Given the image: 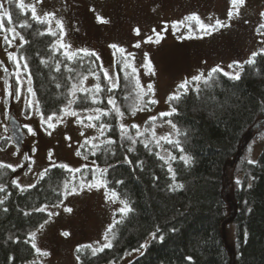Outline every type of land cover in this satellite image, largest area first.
<instances>
[{"label": "trees", "instance_id": "trees-1", "mask_svg": "<svg viewBox=\"0 0 264 264\" xmlns=\"http://www.w3.org/2000/svg\"><path fill=\"white\" fill-rule=\"evenodd\" d=\"M4 7L12 14V24L5 18L4 27H15L26 41L16 37L14 55L19 61L18 69L31 80L30 86L39 102L38 112L44 113V117L61 114L60 110L71 98L68 95L71 85L79 81L78 74L86 75L84 87L92 88L99 83L104 89L99 94L101 102L92 104L90 97L85 100L87 94L77 92L79 99L72 107L77 111L97 107L109 110L110 115L92 123L96 128H100V123L110 124L111 128H105L100 139L92 143L100 144L107 139L114 143L101 144L93 155L90 144L81 147L83 142L78 150L88 162L77 167L80 172L69 173L60 167L62 164H50L29 184L33 187H17L13 183L16 181L13 170L0 168V185L4 188L0 191L3 201L0 264L33 261L43 264L31 247L29 234L49 218V211L35 209L61 203L67 196L66 181L70 182L69 187L75 184L79 188L81 179L90 182L94 173L107 181L106 192L112 195L114 191L115 198L126 202L131 211L126 214L116 211L105 229L104 236L107 232L111 248L95 255L89 248L78 253V246L104 245L80 243L74 250L75 264L116 262L136 248L142 249L141 252L125 264H264V53L261 50L257 51L260 54L254 58L255 63H245L250 56L240 63L242 69L234 66L239 79L232 78L235 73L225 75L226 72L217 71L205 84L204 78L213 68L199 81L190 79L186 90L178 88L167 97L168 110L163 113L171 115L157 113L146 118L139 126L143 135L136 136L137 129L131 127L135 124L123 122L134 115L130 105L137 103V110H150L154 100L150 91L141 92L135 87L132 69L123 68L124 54L114 53L113 78L119 77L118 87L108 92L109 81L104 79V69L96 56L80 53L82 60H67L65 49L52 48L60 39L59 28H52L57 33L53 36L48 32L49 25L33 20L30 11L25 15L7 0ZM25 20L31 27H19ZM0 33L12 41L11 34ZM3 43L8 47L4 38ZM42 60L46 63H41ZM58 62L60 71H56ZM9 65L5 73L13 75L17 61L9 59ZM69 68L73 71L69 72ZM70 76L76 79H69ZM13 81L15 84L14 77ZM137 93H141L139 100ZM108 96L115 98L124 113L122 119L111 112ZM172 96L178 98L170 99ZM121 124L136 139L135 144L121 137ZM159 125L171 130L165 139L153 135V128ZM4 143L2 140L1 144ZM181 157L191 160L186 164ZM250 160L255 163H248ZM45 169L48 171L41 178ZM97 169L107 171L101 175ZM227 226L232 230L230 240H227Z\"/></svg>", "mask_w": 264, "mask_h": 264}, {"label": "rangeland", "instance_id": "rangeland-1", "mask_svg": "<svg viewBox=\"0 0 264 264\" xmlns=\"http://www.w3.org/2000/svg\"><path fill=\"white\" fill-rule=\"evenodd\" d=\"M25 5H34L41 17L45 13H54L51 28H58L56 20L63 23L62 43L71 45L70 52L80 49L94 51L99 57L104 71L114 77L113 60L117 51L112 44L125 49V60L135 68L136 81H139L141 92L149 91L152 85L151 98L155 101L150 110H137L134 115L123 120L141 126L146 118L168 110L167 97L178 90V85L190 81L195 76L205 75L212 68L222 69L229 74L236 73L235 63L249 58L253 52L264 49V35L256 29L264 23L260 15L264 11V0H246L240 8V15L228 19L231 0H23ZM5 3V0H0ZM155 9V11H153ZM192 13L199 15L201 20L215 23L217 19L230 25L221 27L212 34L201 32L192 23L191 38L186 26L173 29L172 22L180 21ZM97 16L107 23L97 20ZM211 17V20H209ZM139 28L137 35L134 29ZM156 29L162 36L156 43L152 32ZM166 29V30H165ZM60 30V29H59ZM264 32V30H261ZM151 36L152 42H145ZM12 37V36H11ZM61 39V36H60ZM139 43L140 47H135ZM16 38L11 46L5 47L3 34L0 33V162L11 164L14 179L19 185L31 184L40 170L50 164H67L77 168L88 161L76 152L85 139H100V128L86 127L77 118L61 113L62 117L54 129L41 123L40 112L36 107H29L28 101H36L28 93L29 79L16 68L13 75H7L10 69L9 53L14 54ZM131 54V55H129ZM147 54V59L145 57ZM151 63V71L146 67ZM232 64L233 67L228 66ZM154 72V74H153ZM15 80V84L13 81ZM17 87L20 95H8L6 84ZM31 87V86H30ZM80 116L94 115V112L78 111ZM14 116L24 131V138L19 146L11 141L10 128L7 120ZM46 118V117H45ZM25 125L31 126L35 135L30 134ZM51 132V135L48 133ZM84 135L81 136L80 133ZM156 136L170 135L166 126L153 128ZM71 139H66L65 137ZM4 140V144L1 141ZM257 148V147H256ZM51 150V159L49 152ZM99 177L95 181L98 182ZM103 186L87 187L83 191L67 195L56 205L47 207L49 212L58 213L49 219L43 229L36 232L35 242L48 256L39 255L43 264H75V247L84 242L97 245L106 243L104 231L115 216L116 211L123 207L122 203L107 193ZM71 208V212L64 211ZM64 231L70 233L65 237ZM227 240L232 238L231 227L227 226ZM229 242V241H228ZM144 245V243H143ZM142 249L136 248L126 252L118 261L106 264H125Z\"/></svg>", "mask_w": 264, "mask_h": 264}, {"label": "snow or ice", "instance_id": "snow-or-ice-1", "mask_svg": "<svg viewBox=\"0 0 264 264\" xmlns=\"http://www.w3.org/2000/svg\"><path fill=\"white\" fill-rule=\"evenodd\" d=\"M7 2L9 4H15L16 7H18L21 10V12L23 14H25V15H27V11H30L31 12V18L33 20H35L38 23H42V24L46 23V24H48L49 25V29H48L49 34H51L53 36L57 35V33L55 31H53L52 28H51L52 19L55 18V14L54 13H45L44 16L41 17L40 15L37 14V11H36V8H35L34 5H25L23 0H7ZM37 2L39 3V2H41V0H37ZM245 3H246V0H231L232 7L229 9L228 19L231 20L234 16L238 17L240 15V11L239 10H240V8L242 6L245 5ZM153 11H155V9H153ZM260 15L262 17H264V11H262L260 13ZM5 18H7V23L9 25H11L12 24V14L10 13L8 8L4 7L3 3H0V32H6L8 34H11L12 39H15L16 37H19V39L22 42H26V41H24V37L19 32L16 31L15 27H8V28L4 27ZM97 20L98 21H102L104 23H107L106 20H103V18H101L99 16H97ZM209 20H211V17H209ZM193 22L196 24L197 28L201 32H204L207 35L212 34L214 31H217L221 27H229L230 26V25L222 22L219 19H217L214 24L213 23L206 24V23H204L201 20L199 15H197L196 13H192V14H190L188 16H185L180 21L172 22V27H173V29H178V26H181V25L182 26H186L188 28V30H189V36L187 38H191L192 33H193V28H192V23ZM56 25L60 29L61 39H58L52 45V48L54 50L59 51L60 49H65L63 54L67 58V60H69V61L82 60V56L79 55L80 53H83L86 56H96V58L99 59V57L97 56V54L94 51H90L88 49H80V50H77V51H74V52L68 51L67 49H70L71 45H65L64 43H62V37H63V34H64L62 21L56 20ZM19 27H21V28L31 27V25L28 23L27 20H25V21H23V22H21L19 24ZM261 30H264V23H261L259 25V27L256 29V31L258 33H261L262 35H264V32H262ZM134 31H135V33L137 35L140 34V29L139 28L134 29ZM152 32L156 36L155 42L159 43L160 39L162 38L161 34L159 32H157L156 29H152ZM3 38H4L5 42H7L9 44V46H11V41L9 40V36L5 35ZM145 42H152V37L149 36ZM110 47L113 48V49H116L121 54H124V52H125V49L120 47V46H118L117 44H112V45H110ZM135 47H137V48L140 47V44L137 43L135 45ZM261 52L264 53V49H261ZM259 54L260 53L253 52L251 54V57L247 61H245V63H247V64L255 63V59L254 58L257 55H259ZM129 55H131V54H129ZM145 57L147 59V54H145ZM9 58L11 60H13V61H17V67H19V61L17 60V57L14 54L9 53ZM21 59H23V58H21ZM41 63H46V61L42 60ZM234 63L236 65V67H239V68L242 69L243 65H241L240 62H234ZM27 66H28L27 63L25 62L24 68H27ZM129 66L130 65L125 60L124 63H123V68H127ZM146 67H148V69L150 71L152 70L150 61L147 63ZM228 67L232 68L233 65L230 64ZM56 71H60L59 62L56 65ZM68 71L72 72L73 69L69 68ZM217 71H223V70L219 69L217 67V68H213L211 71H209L207 77L204 78L205 84H207L210 80L213 79V73H215ZM132 72L135 73L136 69L132 68ZM92 74L95 75V73H92ZM153 74H154V72H153ZM224 74L225 75H230L229 73H224ZM78 75L80 76L78 83H73L71 85V88L69 89V92H68V95L71 98L67 100V104L60 111L62 113H64L65 115H70V116L76 117L78 123L83 124L85 120L89 121V123L86 125V127H95L96 125L94 123H92V122L93 121H100L101 117L110 115V111L109 110L101 109V108H98V107L95 108V109L83 108V109H81V111H83L84 113L94 112L95 114L94 115H86V116L82 117V116H80L79 112L76 109H73L72 105L77 103V100L79 99L77 97V92L87 94L85 96V100H87L90 97L92 104H98V103L101 102V100L99 99V94L101 92H103L104 89L101 88V85L99 83L94 85L92 88L84 87V81L87 80L88 77L86 75H83V74H78ZM202 77H203V74L195 76L192 79L195 80V81H199V80L202 79ZM232 78L239 79L240 78L239 72H236L235 75L232 76ZM69 79H76V77L70 76ZM104 79L109 81L110 87H108V89H107L108 92H111L113 89L118 87V80H119L118 76L113 78V77L109 76L108 71L105 70L104 71ZM28 83H29V85L31 84V80L30 79H29ZM5 84H6V89L5 90L8 93V95H16L17 97L20 95L19 87H17L15 89V91L13 92L12 86L8 85L7 81H5ZM57 86L59 87V85H57ZM135 87H137V88L140 87L138 80L136 81ZM178 88L186 90L187 89V81H185V82L181 83L180 85H178ZM148 90L149 91L152 90V85L151 84L148 85ZM27 91L32 96H35V93L33 92V89L30 86L28 87ZM144 94H146V93H144ZM140 98H141V93H137V100H139ZM175 98H178V96L170 97V99H175ZM151 102L155 103V101H151ZM107 103L112 106L111 112H114L117 117L122 119L123 116H124V113L120 110V107L117 106L115 98L113 96H108L107 97ZM28 104H29V107L35 106L36 110L39 111V102L38 101L34 102L32 100H29ZM138 108H139V105L137 103H133L132 105H130V110L132 111L133 114H135V111ZM173 111H175V110L173 109ZM40 115H41V123L47 125V128H49V129H54V127L56 126L53 123V121H56L57 123H59L60 120L62 119V117L57 116L56 113H52L51 115H48L46 118L44 117V113L41 112ZM166 115H171V113H161V116H166ZM152 119L155 120V117H153ZM169 123H171V121H169ZM25 127L27 128V130H28V132L30 134L35 135V132L31 128V126L25 125ZM99 127H100V130H101L100 134L103 135V130L105 128L110 129L111 125L110 124H106V123H100ZM131 127L137 129L136 136L143 135V133H141L139 131V126L138 125H132ZM172 127L175 128V125L173 124ZM120 129H121V137L122 138H126L127 140L131 141L133 144L136 143V139L132 135L129 134L128 129L123 124L120 125ZM48 134L51 135V132H49ZM80 135L83 136L84 133L81 132ZM153 135H155L154 132H153ZM65 138L69 139V140L71 139L70 137H67V136ZM96 139H97V137H92L91 139H85L84 144H82L81 147H84V145H89L90 144L92 149H94L92 154L95 155V149H99L101 144L111 145V144L114 143V141H112L111 139H107V140L101 141L100 144H93L92 140H96ZM161 139H165V138L161 137ZM167 142L168 143H173V141H171V140H168ZM145 147H147V144H145ZM128 151L131 152V151H133V149L130 147L128 149ZM181 151H183V149H181ZM76 155L77 156L81 155L79 150H77ZM86 158L87 157H85V159ZM49 159H51V150L49 152ZM181 159L184 161V163L187 164V163L190 162L191 157H181ZM128 162L131 163V161H128ZM248 163H250V164L251 163H255V161H251L250 160V161H248ZM60 167L66 169L69 173H77V172L81 171V169H79V168L73 169V168L69 167V165H67V164H62V165H60ZM0 168H10L12 170H15V167L13 165L4 164L2 162H0ZM47 171L48 170L45 169V172L40 174L41 178H43V176L45 175V173ZM97 171H99L101 173V175H103V173L106 172L107 169H97ZM169 171L173 173V178H175V173L173 172L171 167H169ZM74 179H75V176H73V180ZM95 180H96V177H95V173H94L93 181H95ZM237 182L239 183V181H237ZM13 183H16L17 187H20V185L16 181H13ZM69 183L70 182L66 181L65 184H64L65 195L75 194L78 191H83L85 187H87L89 190H91L94 187L95 188H99L101 186L107 187V181L103 180L102 178L98 182H87V183L82 178L81 181H80V184H79V188H77V186L75 184H72V186L69 187ZM117 183H123V181H117ZM178 186H180V185H178ZM29 187H33V186L29 185ZM21 190L23 191L24 189L21 188ZM0 191H4L3 185H0ZM116 195L117 194L113 191L112 192V196L115 197ZM106 198H108L107 197V193H106ZM2 203H3V201L0 200V204H2ZM122 203H124L125 206L120 208L119 211L121 213H125V214L127 212H130L131 208L127 206V203L126 202H122ZM46 209H47V205H45L44 207L36 208L35 210L43 212ZM6 210L7 209H5V211ZM64 211L71 212L72 209L71 208H65ZM57 214L58 213L48 212V217H49V219H51L52 216H55ZM25 215H29V213L26 212ZM49 219L44 220V222L39 225V228L37 229V231H39L40 229H43L45 227V225H47L49 223ZM108 231L109 232L111 231V227L108 229ZM29 235H30V238H31V247H32V249H34L36 251V253H38L39 255L48 256L50 254L49 252L42 251L39 247H37V244L35 242L36 232L35 231L31 232ZM62 235L67 237V236L70 235V233L67 232V231H64L62 233ZM152 235L155 237V233H153ZM113 238H114V236H113ZM104 239L107 241V243H105L100 248H94V247H92V245H83V246H78L76 251L79 253V252L82 251V249L89 248V249H91L93 255H95L97 252H103L105 248H111L112 247V243H111V240H109V238H108L107 232H106V234L104 236ZM161 239H162V237H161ZM10 259H12V258H10ZM79 259H80V257L77 256V260H79ZM188 259H191V257H189ZM31 264H35V262L34 261L31 262Z\"/></svg>", "mask_w": 264, "mask_h": 264}, {"label": "water", "instance_id": "water-1", "mask_svg": "<svg viewBox=\"0 0 264 264\" xmlns=\"http://www.w3.org/2000/svg\"><path fill=\"white\" fill-rule=\"evenodd\" d=\"M8 126L10 128L11 141L19 146L24 138V131L19 121L14 117L10 116L7 120Z\"/></svg>", "mask_w": 264, "mask_h": 264}, {"label": "bare ground", "instance_id": "bare-ground-1", "mask_svg": "<svg viewBox=\"0 0 264 264\" xmlns=\"http://www.w3.org/2000/svg\"><path fill=\"white\" fill-rule=\"evenodd\" d=\"M227 233H228V232H227V229H226V235H227Z\"/></svg>", "mask_w": 264, "mask_h": 264}]
</instances>
